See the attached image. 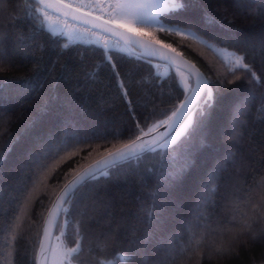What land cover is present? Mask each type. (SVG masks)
Wrapping results in <instances>:
<instances>
[{
  "label": "trees",
  "instance_id": "obj_1",
  "mask_svg": "<svg viewBox=\"0 0 264 264\" xmlns=\"http://www.w3.org/2000/svg\"><path fill=\"white\" fill-rule=\"evenodd\" d=\"M202 2L218 23L206 26L207 34L196 28L193 31L205 39L218 37L209 41L238 54L247 50L245 42L253 41L256 50L248 51L246 62L252 65L260 83L253 81L249 84L250 74L244 70L236 72L240 80L228 83L234 80L233 74L227 72V66L210 49L199 44L195 50L187 43H180L179 36L155 32L160 39L171 41L177 46V51L194 61L206 78L219 84L220 94L211 110L206 145L195 153L193 166L182 182L168 190L163 231L154 233L147 241L143 237L144 229L149 228L147 214L152 210L150 193L157 188L158 165L153 154H145L138 167L122 168L110 179H102L91 190H86L84 198L76 206L74 219H80V214L85 211L95 219L103 215L99 227L93 226L92 233L107 231L109 226L114 231L110 234L111 242L103 251L97 246L94 235L90 234L77 258L78 264H99L100 260L109 264H145V257L148 264H160L165 259L168 264H264V240L261 239L243 237L233 251L222 255L210 254L207 245L196 246L193 242V247L183 253L178 251L174 259L167 252L158 250L157 246L158 236L172 233H175L177 250L187 246L190 233L186 223L195 225L196 214L206 216V222L212 228L222 227L225 222L231 226L233 213L229 211V201H239L241 197L246 199L249 192L257 193L256 199H259L257 186L264 180V52L260 50V41L264 38V16L247 14L235 0ZM241 4L246 7L247 0H241ZM30 5L31 0H6L3 10H0V32L8 34L7 47L13 52L10 59L0 60V78L13 81L31 79L34 86L18 94L13 90L6 100L0 101V130L7 128L8 132H16L28 121L34 122L36 134L49 128L59 130L71 104L73 118L88 135L93 130L106 129L123 134L118 139L109 136L110 143L95 140L90 141L89 146L79 145L82 150L77 156L37 173L34 180L27 179L28 173L21 171L25 163L24 146H18L9 154L0 178V209H3L0 213V264H34L45 214L62 186L75 175L76 170L104 154L106 148L112 144L119 147L138 134L128 112L127 100L121 93L120 80L128 90L127 99L133 102L136 118L145 131L151 124L170 115L184 98L183 88L173 70L166 74L165 79L157 81L151 65L130 60L126 54L114 51L111 54L120 73L118 78L104 59L102 48L78 42L62 49L64 38L53 40L46 30L37 29L36 20L27 19L26 10ZM251 7L255 9L257 5L252 4ZM190 18L205 27L199 10L191 13ZM249 95L253 99L239 117L243 122L242 134L232 139L233 129L229 125L232 107ZM45 102L47 110L41 112ZM4 139L0 137V145ZM218 162L222 170L216 174L218 179L207 185L205 195L208 202L198 204L209 172ZM149 168L153 171L149 172ZM213 187H217V191L213 192ZM21 204L25 206L21 208ZM241 208L246 212L250 210L243 203ZM18 212L20 219L15 221ZM13 222H17L19 227L10 232L9 225ZM193 230L197 234L202 231ZM58 232L60 229L56 225L54 234ZM13 235L14 240L11 238ZM63 241L73 246L70 235L63 236Z\"/></svg>",
  "mask_w": 264,
  "mask_h": 264
},
{
  "label": "snow or ice",
  "instance_id": "obj_2",
  "mask_svg": "<svg viewBox=\"0 0 264 264\" xmlns=\"http://www.w3.org/2000/svg\"><path fill=\"white\" fill-rule=\"evenodd\" d=\"M5 3L6 0H0V10H3ZM235 3L247 14L264 16V0H247L246 7L241 4V0H235ZM252 4L257 5V8H252ZM197 10L202 14L205 27H201L190 18V14ZM26 17L29 21L36 20L37 29L46 30L53 40L64 38L66 42L61 44L62 49H68L78 42L94 44L102 48L104 59L111 65L113 73L118 78L120 73L111 54L114 51L126 54L130 60L143 61L151 65L153 76L157 81H162L166 75L165 72L160 71V64H153V60L163 61L165 70L174 66L181 77L188 79L194 77V86L185 79L184 98L179 101L171 114L148 126L147 131L140 126L133 109V102L127 99L128 90L124 87L123 80H120L121 93L127 100L128 112L135 122L134 127L138 130V134L119 147L112 144L105 149L99 159L76 170L75 175L61 189V194L54 201L46 221V224L56 223L61 235H70L73 241L72 247H65L59 253V264H77V258L84 249L85 240L93 234V226L99 227L103 219V215L100 219H95L89 216L87 211L80 214V219H74L76 206L84 198L86 190H91L102 179H110L114 172L122 168L138 167L145 154L151 153L158 165L157 188L150 193L152 210L147 214L149 228L144 229L143 237L145 241L151 239L154 233L163 231L165 224L163 212L168 202V190L182 182L193 166L195 153L206 145L211 110L220 94L219 84L206 78L198 69H195L194 65L184 66L179 63L176 59V55L179 54L172 55L176 53V49L171 44L157 39L154 33L174 34L185 40H195L210 49L227 66V72L233 74L234 80L228 83L240 80L241 77L236 75L238 70H244L250 74L249 84L253 81L260 83V77L253 71L252 65L246 62L248 51L254 52L256 44L251 40L245 42L247 50H243V54H238L209 42V39L218 37L209 36V39H205L204 36L198 35L197 31H193L196 28L206 33V26L218 23L215 17L206 11L202 0H31V5L26 10ZM8 39L7 33L0 32V60L10 59L13 55L7 47ZM232 39L235 40L236 37L233 35ZM260 50L264 52V38L260 41ZM89 75L94 78L92 74ZM220 83L223 84L224 81L221 80ZM13 85H15L14 88ZM33 87L31 79L13 81L0 78V101L6 100L13 90L18 94ZM251 99H253L251 95L242 97L232 107L229 120V125L233 129L232 139L242 134L240 128L243 122L239 120V117L246 111V106ZM68 109L69 114L64 118L59 130L49 128L46 132L36 134L33 121L26 122L24 127L16 132H8L7 128L0 130V137H5L3 144L0 145V178L3 177L5 161L18 146H24L25 163L21 171L28 173L27 179L34 180L37 173L77 156L82 150L79 145L89 146V142L95 140L110 143L109 136L118 139L123 134L121 131L106 129L93 130L91 135H88L73 118L71 104L68 105ZM40 110L41 112L47 110V102L41 106ZM160 128L165 130L160 132ZM61 132L63 135H60ZM221 170L219 162L210 170L208 182L203 186L204 191L199 195L198 204L208 202L205 195L208 190L207 185L218 179L216 174ZM148 171L152 172L153 169L149 168ZM257 187L259 199H256L257 193L249 192L246 199L241 197L239 201H229L231 205L229 211L233 213L231 226L225 222L222 227L212 228L206 222L208 219L206 216L202 213L196 214L195 225L191 222L186 223L190 233L187 246L177 250L175 233H172L157 237L158 250L167 252L174 259L178 251L186 252L193 247L194 242L196 246L207 245L210 254L222 255L233 251L243 237L264 240V180ZM211 190L215 192L217 187ZM24 199L26 201L27 197L25 196ZM241 203L250 210L244 211ZM24 206V204L20 205L21 208ZM2 212L3 209H0V213ZM19 219L18 212L15 221ZM61 219L62 223H59ZM201 221L205 222L201 223ZM18 227L17 222L10 223L9 231L14 232ZM194 228L202 229V231L197 234ZM69 229H71L70 233ZM113 231L109 226L107 231L93 234L101 251L111 242L110 234ZM49 235L48 228L45 227L43 237ZM11 238L14 240L15 236ZM46 251L48 250L45 249L42 238L34 264H46L48 259ZM139 251L138 248L137 252ZM99 264H109V262L100 260ZM145 264H148L147 257H145ZM160 264H168L167 259L160 261Z\"/></svg>",
  "mask_w": 264,
  "mask_h": 264
},
{
  "label": "rangeland",
  "instance_id": "obj_3",
  "mask_svg": "<svg viewBox=\"0 0 264 264\" xmlns=\"http://www.w3.org/2000/svg\"><path fill=\"white\" fill-rule=\"evenodd\" d=\"M53 21H55V17H53ZM62 23V21H61ZM156 38L163 41L164 43H167V44H171L173 48H177V46H175L171 41H167V40H164V39H160L158 37V34L154 33ZM66 42V41H65ZM179 42L180 43H187V45L195 50H198L197 47L199 45V43L195 40H185L184 38L182 37H179ZM210 42V41H209ZM212 43V42H210ZM214 44V43H212ZM201 46V45H200ZM217 47L219 48H224V49H227L228 51H231V52H235L233 50H230L226 47H223V46H218L216 45ZM207 58V57H206ZM153 64H160V71L162 72H165V75L170 72L171 70H173L176 75H177V79L180 83V85L182 86L183 88V84L185 82V79H188L187 77H181L180 73L179 72H176L175 71V67L173 66L172 68H169L167 70H165V67H164V62H161V61H157V60H154L153 61ZM192 79V78H191ZM191 79H188V83L192 84L193 85V82ZM154 124V123H153ZM65 247H72V246H68L64 243L63 241V236L61 235V231L54 234L53 236V240H52V244H51V248H50V253H49V257H48V264H59V261H58V255L59 253L65 248ZM78 264V263H77Z\"/></svg>",
  "mask_w": 264,
  "mask_h": 264
},
{
  "label": "water",
  "instance_id": "obj_4",
  "mask_svg": "<svg viewBox=\"0 0 264 264\" xmlns=\"http://www.w3.org/2000/svg\"><path fill=\"white\" fill-rule=\"evenodd\" d=\"M147 39V38H146ZM176 54H179V55H176ZM172 55H176V59H177V61L179 62V63H181L182 65H184V66H192V65H194L195 66V69H198L199 70V72L200 73H202L203 75H204V73L202 72V70L195 64V62L194 61H192L191 59H189L188 57H186L183 53H181L180 51H177L176 50V53H173ZM157 61H159V60H157ZM161 62H163V61H161ZM205 76V75H204ZM206 77V76H205ZM193 79V85L192 86H194V77L192 78ZM165 129L164 128H160L159 129V131L160 132H163ZM154 135H155V133H154ZM100 158V157H99ZM98 158V159H99ZM74 176V175H73ZM72 176V177H73ZM71 177V178H72ZM70 178V179H71ZM69 179V180H70ZM68 182V181H67ZM66 182V183H67ZM65 183V184H66ZM64 186V185H63ZM63 186H62V188H63ZM61 188V189H62ZM61 189L59 190V192L57 193V195L55 196V198H54V200L52 201V203H51V205H50V207H49V209L47 210V212H46V214H45V217H44V220H43V223H42V236H41V239L43 238V244H44V247H45V249L46 250H48V251H46V255H47V257H49V253H50V248H51V244H52V240H53V236H54V233H55V228H56V223H50V224H46V221L48 220V218H49V210L53 207V203H54V201L56 200V198H57V196H59L60 194H61ZM45 227H47L48 228V231H49V236L48 237H43V231H44V228ZM41 239H40V241H41ZM39 251V247H38V250H37V252ZM36 257H37V253H36ZM36 257H35V259H36ZM46 264H48V259H47V261H46Z\"/></svg>",
  "mask_w": 264,
  "mask_h": 264
}]
</instances>
